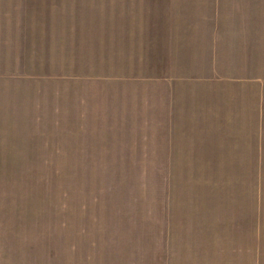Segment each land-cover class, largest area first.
<instances>
[{"label":"rangeland","instance_id":"374dc122","mask_svg":"<svg viewBox=\"0 0 264 264\" xmlns=\"http://www.w3.org/2000/svg\"><path fill=\"white\" fill-rule=\"evenodd\" d=\"M167 3L0 0V264H197L183 253V210H224L222 262L251 264L248 231L226 228L254 214L264 224V0L190 2L218 14L225 54L249 55L223 71L254 80L256 126L237 131L254 129L238 158L255 166L153 165L168 143L152 87L119 48L41 47L82 16ZM255 245L262 258L264 226Z\"/></svg>","mask_w":264,"mask_h":264},{"label":"crops","instance_id":"0c3cea01","mask_svg":"<svg viewBox=\"0 0 264 264\" xmlns=\"http://www.w3.org/2000/svg\"><path fill=\"white\" fill-rule=\"evenodd\" d=\"M166 1L160 6L148 5L150 10L105 13L104 18L96 13L82 16L85 18H78L75 27L57 26V39L42 42L41 47L119 48L121 60L142 75L145 86L152 87L153 120L163 127L159 131L161 142L168 143L162 150L167 152L163 158L167 162L153 165L255 166V162L238 158V152H253L254 129L237 131L256 126V91L247 90L254 80L235 78L230 73L225 76L223 71L225 59L237 58L249 65V55L241 48L237 55L224 53L218 14L202 12L191 0ZM228 69L231 71V67ZM242 110L250 112L251 117H242ZM176 218L182 222L178 225L183 230V253L189 260L223 264L224 210H183V216ZM251 218L253 222L246 228L226 229L248 231V242L251 237L254 243L251 264H263L264 249L261 258L255 239L264 224L256 222V214ZM255 255H260L257 260Z\"/></svg>","mask_w":264,"mask_h":264}]
</instances>
